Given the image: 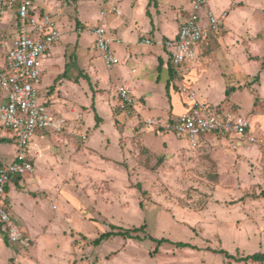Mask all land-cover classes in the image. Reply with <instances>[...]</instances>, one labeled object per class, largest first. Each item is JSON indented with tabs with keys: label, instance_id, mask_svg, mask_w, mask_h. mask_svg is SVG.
<instances>
[{
	"label": "rangeland",
	"instance_id": "1",
	"mask_svg": "<svg viewBox=\"0 0 264 264\" xmlns=\"http://www.w3.org/2000/svg\"><path fill=\"white\" fill-rule=\"evenodd\" d=\"M80 2L82 0H76L72 4L80 7ZM177 10L176 7L167 9L164 15L168 22ZM227 15L226 23H229L232 11ZM136 18L141 23L145 20L140 11ZM167 20L160 23L162 31L166 26H170L168 31L173 29L172 23L166 24ZM58 25L62 44L69 41L75 45L78 34L71 28L70 17L63 16ZM12 29L9 25L1 33L0 42L11 44ZM68 31L69 38L66 37ZM248 34L233 37L227 45L222 44L226 31H221L218 37L211 34L209 38H213V43L201 49L202 70L200 68L194 78L214 70L230 80L234 77L230 69L237 61L232 59L227 64L225 58L237 55L242 56L241 66L246 71L256 75L263 72L264 76V46L260 42L264 29L259 33L257 44L252 43ZM92 42L93 35L87 30L81 44L93 52ZM132 47L141 50L144 45ZM257 53L263 56L255 58ZM4 57L5 50L0 44V63ZM94 62L102 75L108 76L109 71L114 70L106 67L102 58L96 56ZM57 64L53 71L48 66L44 72V63L42 97L54 116L66 121L61 130L47 132L51 141L48 147L52 155L48 159L50 170L48 166L35 170L36 173L26 175L22 183L15 185L17 190H11L10 208L23 237L11 242L0 234L1 264H264L236 260L243 255L264 252V148L232 141L225 135H208L200 145H190L185 137L174 132L173 120L165 116L167 70L161 75L162 85L156 81L159 71L148 69L146 79L153 84L138 85L137 90L149 89L154 106L144 111L143 101L139 100L131 109L123 110L116 94L118 101L112 112L114 116L121 114L116 126L122 132L126 125L129 127L127 133L121 135L118 159L114 163L103 162L97 156L102 147L93 150L88 144L90 137L93 140L101 134L95 127L96 112L90 103L94 95L110 91L101 89L95 80L91 84L85 77L78 89L64 86L61 76L56 77V81L52 79L63 67L61 62ZM184 79L179 77L177 80L181 83L174 82L178 85L174 91L182 100L180 87ZM207 83L210 85V81ZM254 87L256 92L251 86L238 90L236 99L240 101L241 113L259 128L261 123L252 112L255 106L252 96L257 95L258 83ZM210 93V101L224 95L216 85L210 87ZM180 99L174 105L175 110L182 109ZM263 106L264 102L257 105L260 109ZM101 115L105 118L104 133H112V119L105 111H101ZM170 116L172 118L171 113ZM2 132L0 139L9 138V141L0 143V162L7 163L16 154V145L6 129ZM68 141L74 148L67 145ZM77 147L88 150L79 154L81 162L74 165L73 154ZM39 158L38 155L34 158L35 164L40 162ZM143 224L150 236L189 242L197 248H181L163 242L158 251H154L158 244L149 238L138 240L118 235L104 239L99 245L93 243L101 233L109 231L111 225L132 228ZM219 249L233 257L214 251Z\"/></svg>",
	"mask_w": 264,
	"mask_h": 264
},
{
	"label": "crops",
	"instance_id": "2",
	"mask_svg": "<svg viewBox=\"0 0 264 264\" xmlns=\"http://www.w3.org/2000/svg\"><path fill=\"white\" fill-rule=\"evenodd\" d=\"M75 1L76 0H74L73 2ZM114 1L123 11V15L121 17H117L114 14H110V13L103 14L102 13L103 3L101 2V0H82V2H80V7H76V5H74L75 3L72 4V2H64V1L45 3L41 0H37L36 3L41 11L55 12L58 7V9L60 10L59 15L57 14L58 21L63 16L64 17L69 16L70 24H73L71 28L72 30L76 31L78 34V39L75 45H72L69 41L62 44V41H60L52 48L47 58L45 59L46 61H44L45 63L44 72L45 70H47L48 66L53 71V67L57 63L60 64L61 62V65L63 67L61 71L56 73L57 75L52 78L53 80L56 81L57 79L56 77L61 76L62 77L61 80L64 79L63 82V84H65L64 86H67L68 88H73L75 86V88L78 89L80 86L79 84L82 81L81 79L85 77L89 82L91 81L93 82L94 80L98 82L99 85L101 86V89L103 90L108 89V91H110L109 93L106 94H104L103 92H99L98 96L97 95L93 96V99L90 103L91 108L93 110L95 108L96 112H99L100 115L99 120H96L95 127L101 130L100 132L101 134H98V136L95 137L93 140L92 137H90L88 144H90L89 147H92L93 150H96L98 147H102L103 149H105L103 150L101 148L103 150L101 151V149L99 148L98 150L99 152L98 153L96 152L97 156H99L100 159L103 160V162L114 163V160L118 159L116 156L118 155L117 152L119 153L117 148H118V144H120L121 135L126 134L127 133L126 129L128 130L129 127V124L128 126L126 125L123 130L125 132H122V129L116 126L117 125L116 119H119L121 114L118 116H114V112H112L115 103L118 101L116 95L117 91L115 90V88L118 86L119 87L127 86L132 92V95L136 103L139 100L143 101L144 111L146 109L150 110L154 106L151 103V100L153 99V95L149 89L140 88L139 91L137 90L138 85L147 86L146 84H150V85L153 84V82L146 79L147 74L145 71H147L148 69H152L157 72L159 71L158 72L159 75L157 76L156 81L161 83L162 85L163 83L161 81V75L164 70H167L168 79H167V83L165 84L166 101L164 107L166 108L165 116L172 120H174L179 115L185 112L184 94L181 92L184 97V100H182L180 99V96L176 94V92L174 91L178 82L181 83L180 80H177V78L179 77L185 78L182 81L184 82L183 84H181L182 86H189L193 88L202 99L213 104H218L222 102L231 103L236 108H238L240 113H241L240 110L241 104L240 101L236 99L237 91L243 89L246 86H251L253 92H256L254 86L255 83H258L259 88L257 89V93H256L257 95L252 96L254 98V104H255L254 109H252V112L256 115V116L254 115L256 117V120H259V122L261 123L259 128L255 127L252 123V120H250L249 117L248 118L250 120L251 128L254 134L264 140V106L261 107V109L257 107V105L264 102V76H262L263 72H260L259 74H257L258 77H255L256 75L255 72L246 71V69L241 66V64L243 63V58H241L242 56L236 54L237 56H234L233 58H225V62L227 64H229V62L232 61V59L237 61L236 66H233L230 69L232 75H234V77H232L230 80L227 78L225 79L222 75H220V73L218 75V73L214 72V70H211L210 72H205V74H201L200 76L196 77L197 79H195L194 77L197 76L199 73L198 70L200 71V68L202 70V60L200 59L201 49L210 45V43L212 44L213 38H209L207 41L203 42L200 45L198 57L193 65L187 64V66L184 67V69L180 72H176L175 69L173 68L171 61L169 59L168 52L164 47V41L167 38H173L177 35L180 25L186 19L187 13L191 6V0H114ZM172 7H176L178 10L177 12L172 13L171 17L169 18L171 21L168 22L167 16L164 15V13H166L167 9H170ZM209 7L217 13H220L224 10H227L229 12L232 11L233 17L230 19L229 23H226V19H227L226 17L224 21V26L221 28V31L223 32L226 31V35H224V37L222 38L223 41L222 44L227 45V43H230V40L233 41L232 40L233 37L235 38L237 35H240L241 33L244 34L250 33L248 35H250L251 39L253 40L252 43L253 44L258 43L256 41L259 39V37H261L259 33H261L264 29V0H209ZM138 11L144 14L145 20L143 21V23L139 22L136 18V14L138 13ZM203 15H205V12H203ZM9 17L10 16H6L3 20L4 26L7 28L9 27V25L11 26V24L9 23L10 22ZM166 20H167L166 22L167 25H169L170 23L173 24L172 31H168L170 26H166L164 31H162V29L160 28V23L161 22L164 23ZM233 20H235V24L233 23ZM202 22L204 24H207L205 16L204 19H202ZM102 23L107 25L108 28L110 29V32L117 39H119V41H116L113 44V50L115 51V54L120 58V63H119L120 66L115 68L119 64L115 65L112 68L114 69L113 72L109 71L108 76L100 74L94 62V58L96 56L99 58H101V56L99 51L95 47V36L92 32V29L95 26L100 25ZM87 30L89 31L90 34L93 35V42H92L93 52L89 50L88 46L81 44L82 37L85 35V33H87ZM219 33H217L218 34L217 37L219 36ZM67 35H69V31L66 34V37L69 38ZM262 37L263 38H261L262 40H260V42L264 46V36ZM143 38H151L152 43L151 44L144 43L142 41ZM70 44L72 45L71 49H69L70 47H68ZM139 44L144 45L143 49L139 50L137 48L135 49L132 47ZM255 53L256 52L254 51L253 54ZM263 55L257 53V57L255 58H260ZM49 58H51V60H49ZM245 58L246 56H244V59ZM240 60H242V62ZM205 66L207 68L208 65ZM237 66H241L242 68L240 67L241 69H237ZM239 71L240 73L242 72V74H240ZM172 78H176V79H172ZM214 80L217 83L214 82ZM209 81H210V85L207 83ZM174 82L177 84H174ZM214 85L220 86V89L222 90V94L224 95L223 98L217 99L215 101H210L209 100L211 94L210 87ZM230 88H231V92L229 95H227L226 94L227 89ZM199 92H201L203 96L199 94ZM178 99L182 100L181 111H179L178 109L176 110L174 109V105L177 103ZM101 111L103 112L105 111L108 114L107 115L108 118L110 120L112 119L114 131L110 134L104 133L103 129H104L105 118L104 116L101 115ZM170 113L172 114V118L171 116L169 117ZM145 117L148 119L150 118L146 115ZM131 121L129 123H131ZM50 130L49 129L40 130L32 142V146L37 153L36 157L37 155L40 156L39 158L40 162H38V164H35L36 170L42 167L45 169L47 166L49 169L50 167L48 159L52 158V155L50 154L51 152L49 151L48 147H50L49 144H51V141L50 138H48L49 135L47 134V132H49ZM2 131L3 128L0 126V132L3 134L4 132ZM116 133H118L119 136H116ZM225 137L230 138L232 141L234 140L240 141V139H237L236 137L226 136V135ZM205 138H207V136H203L201 138V142ZM67 143H68L67 145H72V148H74L73 143H69V141ZM256 147L258 149L264 148V145L257 143ZM111 148L112 150L108 151ZM87 150L85 148L79 149V147H77L73 154L76 161H74L72 164L75 165L76 163L81 162L79 154L85 153L84 151ZM64 151H66V149ZM47 155H49L48 158ZM62 157H61L62 161L65 162V159H63L64 157L63 158ZM55 161H57V159H55ZM1 163H5V162H1ZM24 178L25 176L22 178H17L8 185L7 202L9 204H10L9 199H11V194H10L11 190L14 191L17 190L15 185L18 183H22L24 181L23 180Z\"/></svg>",
	"mask_w": 264,
	"mask_h": 264
},
{
	"label": "built area",
	"instance_id": "3",
	"mask_svg": "<svg viewBox=\"0 0 264 264\" xmlns=\"http://www.w3.org/2000/svg\"><path fill=\"white\" fill-rule=\"evenodd\" d=\"M48 2H73L74 0H41ZM103 14L123 15L114 0H101ZM37 0H0V37L7 30L3 20L10 16L13 35L11 44L0 42L5 50L0 64V126L9 132L16 145L14 159L0 163V234L11 241L22 239L23 231L17 223L10 204L7 202V187L17 178L35 173L36 151L32 142L40 130H61L64 118L54 116L48 102L42 100V76L44 61L52 48L62 40L55 12L41 11ZM205 12V15H203ZM228 11L215 12L209 7V0H191L186 19L173 38L164 41L171 64L176 72L193 65L198 57L200 45L211 34H217L224 26ZM207 24L202 22V19ZM95 47L105 65L113 68L120 58L113 50L119 41L104 23L92 29ZM151 44V38H143ZM185 96V112L172 122L174 132L196 147L201 138L208 135L235 136L246 144H263L264 140L254 134L248 117L228 102L218 104L202 99L189 86H182ZM119 107L131 109L135 99L127 86L118 87ZM170 126V125H169ZM171 127V126H170ZM1 264V263H0Z\"/></svg>",
	"mask_w": 264,
	"mask_h": 264
},
{
	"label": "trees",
	"instance_id": "4",
	"mask_svg": "<svg viewBox=\"0 0 264 264\" xmlns=\"http://www.w3.org/2000/svg\"><path fill=\"white\" fill-rule=\"evenodd\" d=\"M57 80V79H56ZM231 92V88L227 89V95H229ZM95 110V108H94ZM96 112V110H95ZM96 119L99 120V115L96 112ZM9 139L8 138H1L0 139V143L1 142H8ZM1 163V162H0ZM264 193V191L262 192ZM147 226L146 224H143L139 227H132V228H124L121 226H117V225H111V229L109 231L103 232L100 234L99 237H97L95 240H93V243L95 245H99L104 239H107L111 236H123L124 238H132V239H138V240H143V239H151L155 242H157V247L155 248L154 251H158V246H160L163 242H168V243H173L174 245H176V247H181V248H197V246L189 243V242H183V241H177V242H173L168 238H155L153 236H150L147 234L146 232ZM145 233V236H141V233ZM217 252H224L227 256H231L233 257V255L229 254L228 252H225L223 249H219V250H214ZM252 260V261H256V262H260V263H264V252H255L252 254H247V255H243L240 258H236V260Z\"/></svg>",
	"mask_w": 264,
	"mask_h": 264
}]
</instances>
